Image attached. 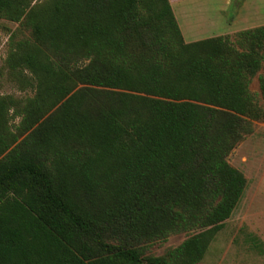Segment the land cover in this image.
Wrapping results in <instances>:
<instances>
[{
  "label": "trees",
  "instance_id": "1",
  "mask_svg": "<svg viewBox=\"0 0 264 264\" xmlns=\"http://www.w3.org/2000/svg\"><path fill=\"white\" fill-rule=\"evenodd\" d=\"M0 18L30 31L7 63L34 87L0 98V264L199 262L246 188L226 157L264 122V24L186 42L169 0H0Z\"/></svg>",
  "mask_w": 264,
  "mask_h": 264
},
{
  "label": "rangeland",
  "instance_id": "2",
  "mask_svg": "<svg viewBox=\"0 0 264 264\" xmlns=\"http://www.w3.org/2000/svg\"><path fill=\"white\" fill-rule=\"evenodd\" d=\"M244 0H169L172 11L186 42H191L230 30L237 20L239 4ZM239 4H238V3ZM264 10V7L262 8ZM262 22H264V11ZM30 31L18 22L0 18V98L22 101L34 94L33 79L27 70H13L7 63L8 53L21 40H29ZM252 77L249 90L256 94L262 104L258 74ZM8 127L15 130L19 117H15L12 106L5 103ZM243 138L226 157L228 163L238 169L246 178L244 193L224 226L214 235L203 258L195 264H264V254L252 247L255 237L264 246V122L246 118ZM189 236L186 232L170 234L165 240H158L145 247L144 255L162 256L169 249L178 246Z\"/></svg>",
  "mask_w": 264,
  "mask_h": 264
},
{
  "label": "crops",
  "instance_id": "3",
  "mask_svg": "<svg viewBox=\"0 0 264 264\" xmlns=\"http://www.w3.org/2000/svg\"><path fill=\"white\" fill-rule=\"evenodd\" d=\"M263 7L264 0H244L242 4H239L237 20L231 23L230 30L225 34L263 25L261 13L264 11L262 10Z\"/></svg>",
  "mask_w": 264,
  "mask_h": 264
}]
</instances>
